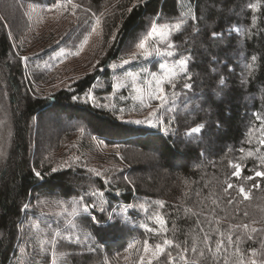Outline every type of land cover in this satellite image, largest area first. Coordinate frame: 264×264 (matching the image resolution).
<instances>
[{
  "label": "trees",
  "instance_id": "16d2710c",
  "mask_svg": "<svg viewBox=\"0 0 264 264\" xmlns=\"http://www.w3.org/2000/svg\"><path fill=\"white\" fill-rule=\"evenodd\" d=\"M62 2L0 0V264H49L50 256L37 246L42 235H34L37 223L49 238L54 231L73 237L71 243L58 238V264H140L141 256L151 257L143 251L145 240L152 248L164 239L190 248L196 240L203 249L204 233L214 253L219 232L225 242L232 234L227 254L205 250L203 258L191 252L188 258L233 264L235 248L245 259L253 248L264 252V177L256 176L264 166L248 155L256 149L264 153L258 144L262 121L255 116L264 117V0H72L79 5L75 14L59 9L58 26L39 30L30 42L36 29L29 24L31 10L50 12ZM252 3L259 10L250 8ZM189 7L197 19L188 18L172 36L175 56L132 58L151 22H174ZM93 27L99 39L85 69L64 86L50 87L61 79L63 63L95 33ZM213 32L223 35L214 39ZM186 57L191 79L181 74L175 81L173 111L160 109L163 122L157 127L134 123L158 104L144 107L130 87L116 90L117 74L139 72L145 64L158 71L160 62ZM124 59L130 63L121 67ZM185 82L191 89L183 88ZM165 87L171 99L173 89ZM201 124V133L186 134ZM233 164L241 166L239 176L233 175ZM226 182L233 185L227 192ZM92 191L104 193L105 212ZM85 193V202L97 208L76 218L60 214L58 201L70 206ZM156 214L167 221L165 229L149 232L145 225L160 228L151 218ZM244 224L258 231L234 227ZM166 251L173 257L179 252ZM152 264L168 262L161 256Z\"/></svg>",
  "mask_w": 264,
  "mask_h": 264
},
{
  "label": "snow or ice",
  "instance_id": "6c2138e0",
  "mask_svg": "<svg viewBox=\"0 0 264 264\" xmlns=\"http://www.w3.org/2000/svg\"><path fill=\"white\" fill-rule=\"evenodd\" d=\"M79 7L78 4L72 3V0H63L62 3H56L55 8L57 10L63 9L65 11L71 9L73 14H75V10ZM250 8L259 10V5L257 3H252L249 5ZM49 11H52L53 9H48ZM95 15V14H93ZM191 18L193 21L197 19V17L194 15L191 7L188 8L187 12L182 15L179 19L175 20L174 22H157L153 21L150 23L149 29L145 32V34L138 39V42L134 44V47L137 51L132 52L131 56L133 59H137L139 57H143L145 59L152 58L153 56H159V57H165V58H171L176 55L174 49L176 48V45L174 41L172 40V36L180 32L183 28V26L187 23V19ZM255 21V17H253V22ZM96 25L99 26L101 21L99 18L95 21ZM92 31H96V27L92 28ZM235 31L239 32V29H235ZM223 35V33H217L213 32L212 37L214 39L219 38ZM115 39V37H113ZM87 38L84 40V44H86ZM163 46V47H162ZM82 50V48H81ZM76 55H79V52L75 53ZM191 59V57H186L181 59L179 62H173L171 65L167 64L166 62H160L158 64V71H151L147 67H142L139 72H126L125 77L123 80H119L116 84V88L121 87H128L129 83L131 86L134 87L136 96L135 99H138L142 106L151 108V103H146L145 96L147 97L148 101H158V105L156 109H154L149 116H147L143 120H136L134 123L137 124H150L153 127L159 126L163 122V113H161L160 109H164V111L171 112L173 111V108L175 106V99H176V92L174 89L176 88L175 81L183 74L188 80L191 79V76L188 75V61ZM252 61L256 60V57L253 56ZM22 60L25 62V65L27 64L29 58L27 56L22 57ZM130 63L129 59H124L123 65H127ZM113 67H116L113 65ZM247 67L251 69L253 67L252 64H248ZM146 74V78H145ZM221 84L224 83L223 79L220 81ZM169 86L173 89L171 99L169 98V95L166 91L165 86ZM192 85L190 83L185 82L183 84V88L191 89ZM88 96H92V93H88ZM123 98V97H122ZM94 99V98H93ZM256 119L262 121L260 125V136L258 139V144L261 147H264V117H261L258 113L255 114ZM203 125H199L196 127H192L188 130L186 133L187 135L191 136L193 134H199L203 130ZM167 131V129H165ZM243 151V149H241ZM256 155L257 159L259 160V163L261 166H264V153L260 152L259 149L255 150V153L253 151H249L248 155ZM78 159V158H77ZM71 166V165H69ZM232 167L235 169L233 172V175L239 176L241 173V166L239 164H233ZM53 171H56V169H53ZM91 172H93L96 176H102L103 173L100 171H97L96 169H90ZM35 175L37 177H40V173L36 172ZM256 176L258 177H264V172L257 171ZM249 179H252V177H249ZM110 181L105 178L104 183H109ZM227 183V182H226ZM233 185L231 183H227V187L224 189L226 192L228 189H231ZM239 192L244 195V198H248V193L245 192V189L243 187H240ZM89 195L88 193H85L84 196H80L79 199L73 200L72 204L66 205L63 201H58L57 203L61 208H63V212L60 213L61 215H66L72 218L79 217L83 213H89L90 208L95 209L98 207V204L93 202L89 205V203L85 202V196ZM91 196H98L100 197V204H99V211L101 213L105 212L104 204L107 203L106 200H103L104 193L102 191H92L90 193ZM231 202V201H229ZM157 204L160 205L162 208L164 206V201H157ZM215 203V201H214ZM24 209L28 208V205L25 204ZM69 207L71 208V211H69ZM127 207H132L131 205ZM127 207L125 208V213L127 212ZM140 209H142L144 212H147L148 209L145 206V204L139 205ZM113 217L112 215H109L107 219L111 220ZM155 224L159 225V230L149 228L147 225H145L147 231H160L164 230L167 221L163 218L162 215L156 214L155 216L151 217ZM91 220L93 223L100 225L101 219H98L96 216H91ZM69 223L73 228L76 227L75 223H73V220H69ZM33 227L35 228L36 233H41L42 235L38 237L37 239V246L39 248V252L43 253L45 255H49V264H58L57 261V252H56V244L58 243V238H64L67 239L69 243L73 242V237L71 235H68L66 237H61V233L59 231H54L51 235V238H49L48 233L43 232V229H41L40 225L34 224ZM235 228H243L246 230V232L250 231L251 233H255L258 231L256 228L249 229V225H236ZM219 236L221 239L216 243L215 250L213 253V248L211 245V237L208 233H204L202 243L204 245L203 249H200L198 246V243L196 240H193L191 247H183L181 244L175 243L171 239H164L162 243L156 244L154 248H152L148 241H144V248L143 251L145 254L151 253V257L147 260H145L144 256H141L140 264H152V260H159L161 256H164L168 264H176L177 261L182 262V264H197V260L195 258L189 259L188 253L191 252L193 256H199L200 258H203L205 256V250L208 253H213L214 256L220 255L222 252L224 254H227L228 249L226 247L227 244H233V238L231 232L227 235V241L225 242V233L219 232ZM240 237L238 236L237 239ZM251 235H248V239H251ZM75 242H80V236H75ZM130 247H134V245H130ZM169 248H175L178 249V255L176 257H173L171 251H166ZM262 248H264V245H262ZM22 251H24L22 249ZM233 264H264V252L258 253V251L253 248L250 250V252L247 253V259H245V254L240 253L239 248H235L233 252ZM63 257L61 256V259ZM224 264H228V260H224Z\"/></svg>",
  "mask_w": 264,
  "mask_h": 264
},
{
  "label": "rangeland",
  "instance_id": "374dc122",
  "mask_svg": "<svg viewBox=\"0 0 264 264\" xmlns=\"http://www.w3.org/2000/svg\"><path fill=\"white\" fill-rule=\"evenodd\" d=\"M31 14L32 15L30 17L28 16L30 18L29 24H31V26H33V27L35 26L36 29H34L32 31V34L29 36L31 39L28 38L30 40V42H33L34 38L39 37L38 33L43 28H49V29L50 28L51 29L56 28V26H58V24L61 21L60 19L62 18V13L60 10H53L50 12H44V11H41V10L35 8V9L31 10ZM97 36H98L97 32H95L92 36L87 38L88 42L86 44H83V46L81 47L82 50L80 49L78 51L79 55L75 54L72 58L67 60L65 62V64L63 63V65H62L63 68L61 69L62 75L60 76L61 79L58 80V83H56L54 86H50V87L57 89V88L64 86L67 83V81L75 78L77 73H79L81 70L85 69V66H86L85 63L89 59H91V52L90 51L99 39ZM159 58L162 59L163 57H159ZM121 63H123V61ZM149 64H151V63H149ZM169 65H171V64H169ZM144 66L148 68L147 64H145ZM141 67H143V66H141ZM126 72H131V71L126 70V71L122 72L120 75L117 74V76H116L117 82L119 80L124 79ZM145 78H146V74H145ZM128 87L131 88V90H132L131 93L135 97L136 93H135L134 87L131 86L130 83H129ZM121 88H124V87H121ZM121 88H119V89H121ZM116 90H118V88H116ZM136 100H138V99H136ZM145 101H146V103H151V105L153 107H155L159 103L158 101H155V100L148 101L146 96H145ZM245 192H247V191H245ZM248 196H249V193H248Z\"/></svg>",
  "mask_w": 264,
  "mask_h": 264
}]
</instances>
